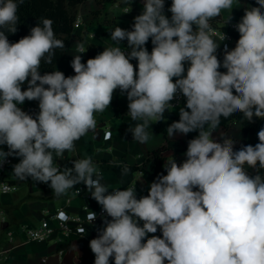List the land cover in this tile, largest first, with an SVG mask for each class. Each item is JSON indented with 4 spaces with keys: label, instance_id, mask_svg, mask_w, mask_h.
<instances>
[{
    "label": "clouds",
    "instance_id": "1",
    "mask_svg": "<svg viewBox=\"0 0 264 264\" xmlns=\"http://www.w3.org/2000/svg\"><path fill=\"white\" fill-rule=\"evenodd\" d=\"M132 2L124 0L125 13ZM255 2L233 25L239 39L232 49L224 45L221 61L217 52L227 37L218 41L211 21L227 10L224 25L230 23L240 0H172L170 17L165 0H143L131 30L110 31L113 46L83 63L80 54L88 48L77 43L75 75L66 77L59 70L40 72L42 64H53L57 49H65L53 21L41 17L28 35L11 42L24 0H0V146L8 148H0V165L18 157L13 178L48 184L56 197L86 186L111 218L89 242L94 264H110V258L114 264H264V127L255 145L238 149L231 136H213L221 118L240 113L242 124L264 119V0ZM117 89L137 121L128 128L133 140L147 143L148 129L179 97L185 104L167 127L168 137L198 132L187 141L186 159L178 164L169 157L167 174H158L139 199L136 186L109 192L90 156L71 160L73 167L56 163L95 130L96 114L110 106ZM25 101H38L35 117L20 107ZM129 171L125 165L122 174ZM96 218L89 211L88 223ZM59 219L69 217L61 211ZM77 231L86 235L83 227Z\"/></svg>",
    "mask_w": 264,
    "mask_h": 264
},
{
    "label": "crops",
    "instance_id": "2",
    "mask_svg": "<svg viewBox=\"0 0 264 264\" xmlns=\"http://www.w3.org/2000/svg\"><path fill=\"white\" fill-rule=\"evenodd\" d=\"M167 3V2H166ZM248 0H240V3L234 4L232 9V21H237L241 17L237 11L244 10ZM169 5L165 6V12L170 17L171 13L167 12ZM128 6L121 4L120 0H86L76 8V14L81 16V22L78 29H73L69 36L68 46L62 58L55 65V70L62 71L65 76L75 75L71 67L73 55L78 54L77 43H84L85 48L88 45L99 46L102 49L113 46L110 39V31L116 26L123 29L131 30L134 17L141 14L143 3L136 0L131 4V11L125 13ZM229 15L225 10L219 17V24H224V20ZM230 22V23H231ZM218 40V39H217ZM121 47L127 52L123 41ZM82 62L85 63L88 58L95 57L96 54L88 48L85 53L80 54ZM134 67L137 65L136 60H132ZM187 68V65H185ZM175 80V78H174ZM185 100L177 108L170 112L179 116V108L183 107ZM128 101L126 95H121L115 91L110 106L102 113H97L96 128L89 131L85 136L75 142V152H65L63 159H57L56 163L61 167H73L71 160L80 159L90 156L93 163L99 168L103 175L102 182L109 187V192L113 189H127L130 186H136L137 198L148 195L149 185L160 173L167 174L163 171H150L149 157L151 151L164 147L161 156L163 165L165 161L173 156L178 164H181L186 156L185 136L176 135L173 138L165 136L154 131V122L148 129L151 138L147 143H139L133 140L132 134L128 131L129 127H134L137 121L131 120L127 115ZM22 109L29 114L35 115L39 112L38 101H25L20 105ZM240 113L233 115L227 132L228 136L236 139L235 147L258 142L257 133L255 136H249L241 130L238 123ZM264 127V119H259L257 132ZM110 132V137L103 140V134ZM220 129H216L213 136H217ZM0 146V148H3ZM19 163V158H13V165ZM13 165L8 167L4 173L5 181L16 185V191L0 195V248L7 247L4 237L5 231H12L16 241L22 240L20 233L21 227L34 228L46 217L52 215L59 208H64L69 215H80L83 213V207L93 211L102 208L92 197L88 190L90 198L85 200L83 197H72L68 207H65V199L68 195L56 197L52 191L43 189L42 182H34L30 178L28 181H18L13 178ZM136 166V171H129L122 174L124 166ZM140 171V174H139ZM111 219L110 217H105ZM98 235V234H97ZM92 232H87L83 236L71 237L63 240L58 234H55L48 242L37 244L27 243L16 245L0 260V264H83L81 257L94 256L89 242L96 238ZM60 253V254H59Z\"/></svg>",
    "mask_w": 264,
    "mask_h": 264
},
{
    "label": "trees",
    "instance_id": "3",
    "mask_svg": "<svg viewBox=\"0 0 264 264\" xmlns=\"http://www.w3.org/2000/svg\"><path fill=\"white\" fill-rule=\"evenodd\" d=\"M86 0H24V3L20 5L18 10V16L20 17V24L18 25V32L16 34H8V39L11 42L18 41L21 37L26 36L30 32V28L36 26L38 23V20L41 17L49 18L53 21V29L54 33L56 34V37L58 39H62L65 41V49L56 50V55L53 60L52 65L42 64L40 72L41 74H44L45 72H51L55 70V65L57 62L62 58L65 50L68 46L69 36L73 31V21L76 15V8L83 4ZM100 1V0H97ZM136 0H133L132 3H134ZM166 5L171 6L172 0H165ZM121 4H125L124 0H120ZM248 4L251 6H258L256 5L255 0H248ZM126 5V4H125ZM238 16L244 15V10L237 11ZM234 38L237 40L239 39V36L236 34H232ZM125 48L130 51L127 47V41H123ZM146 47L149 52L152 50V43L151 39L146 44ZM88 48L92 49V51L96 54V56L101 53L104 49H102L99 46L95 45H88ZM94 58V57H92ZM89 59V58H88ZM87 59V60H88ZM219 59V57H218ZM86 60V61H87ZM86 63V62H85ZM219 71L224 72L226 69H219ZM67 76H72L71 74ZM66 76V77H67ZM25 89L27 85L25 84L23 86ZM117 92H120L119 89L116 90ZM21 107V106H20ZM165 119L161 120L159 122H154V131L161 133L162 135L167 134V127L174 121L179 120V116L174 115L173 113L167 112L164 113ZM233 117H230L228 119L221 118V124L219 126L220 132L217 136H219L221 133L226 134L229 129V124L231 123ZM241 114L238 118V123L241 127V130L247 133L249 136H255L258 129V123L259 119H256L254 123H249L247 121H244L243 124L240 121ZM198 135V132H192L189 133L187 136H185L186 145L185 148L187 149V141L194 138ZM238 149V147H236ZM164 151V147H160L158 149H155L151 151L149 154V157H147L146 160H150V171H164L163 168V157L161 156L162 152ZM130 171H136L138 168L136 166H129ZM250 174H254L252 170H249ZM108 219V218H107ZM110 220V219H109ZM152 235V234H149ZM157 236H162L161 232L158 230L155 234ZM146 242V240L144 241ZM81 260L83 264H94L95 256H83L81 257ZM114 264V260L112 263Z\"/></svg>",
    "mask_w": 264,
    "mask_h": 264
},
{
    "label": "built area",
    "instance_id": "4",
    "mask_svg": "<svg viewBox=\"0 0 264 264\" xmlns=\"http://www.w3.org/2000/svg\"><path fill=\"white\" fill-rule=\"evenodd\" d=\"M141 3H143V0H139ZM166 6V2H165ZM240 20V19H239ZM239 20L227 23V24H219V17L211 21L213 28L216 32V38L219 41V37L223 35V33L226 35V39L221 42L220 48L218 49L217 55L219 59L223 60V53H224V45L227 44L229 49H232L235 47V44L237 42V39L232 36V34H236L239 36V33L234 29L233 25ZM81 22V16L79 14L75 15L72 27L73 29H78ZM182 102V97H179L176 100H173L171 103L174 105L173 108H177ZM110 137V132H105L103 134V140H107ZM3 150L5 152L8 151V148L6 145H4ZM13 158L12 156L7 157L6 161L0 165V195L9 194L16 191V185L10 184L7 181H5L4 173L7 170L8 167H11L13 165ZM140 174V171H139ZM43 189L46 191H52V189L48 185H43ZM79 190V192L77 191ZM86 186L81 183L76 186H74V189L69 190L67 193L68 197L65 199V207H68V204L72 197H83L85 200H88L90 198L89 194L87 193ZM63 211L66 213L64 208H59L56 210L52 215L44 218L37 227L29 228V227H21L20 233L22 235L21 241H16L14 239V235L12 231H5L4 237L7 242V247L4 249L0 248V260L3 258L10 249L14 248L16 245H23L27 243H37L42 244L48 242L55 234H58L63 240H67L71 237L75 236H81L82 234L77 231L78 228L83 227L86 229L87 232H92L95 235L98 234V229L103 228L104 225V219L107 216L105 212H103L102 208L93 211L91 209H88L87 207H83V213L80 215H69L67 216L69 219L67 221H61L59 219V213ZM89 211H93L97 214V218L95 221H93L91 224L87 221V216ZM1 222V221H0ZM1 236V235H0ZM60 254V253H59ZM114 258H110V263H112Z\"/></svg>",
    "mask_w": 264,
    "mask_h": 264
}]
</instances>
